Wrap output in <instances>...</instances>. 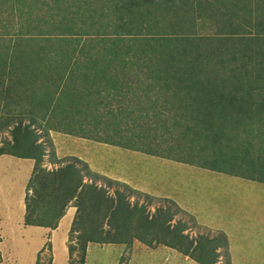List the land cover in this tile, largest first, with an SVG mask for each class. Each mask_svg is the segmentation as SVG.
Returning <instances> with one entry per match:
<instances>
[{
    "label": "trees",
    "instance_id": "1",
    "mask_svg": "<svg viewBox=\"0 0 264 264\" xmlns=\"http://www.w3.org/2000/svg\"><path fill=\"white\" fill-rule=\"evenodd\" d=\"M4 1L0 0V13L6 10ZM9 2L7 8L10 11L6 20L2 17L0 22L15 23L12 26L16 30H10L7 40L15 39L7 43H10V49H6L2 57L4 65L0 66V77L6 76L7 81L12 82L16 71L30 72L27 75L34 76L35 70L29 69L28 62V58H33L32 64L41 77L50 76V80L54 83V79H57L58 84L63 79L67 81L63 77L70 78L76 73L79 66L77 59L82 49L76 47L77 43L72 49L63 46L55 48L56 44L73 42L77 35L94 37L95 31L90 30L92 25L103 28L105 32L100 36L104 34L105 39L111 38L109 35L118 39L106 40L107 43L102 39L100 42L103 47L86 55L89 62L83 67L89 71L83 75L92 76L89 77L92 83L100 85L97 91L100 97L95 96L94 100L89 101L92 103L93 119L99 112L94 101L100 98L102 105L108 97L114 98L116 94L119 100L126 98L133 102V94L136 93L139 106L143 111L150 112L142 103L141 94L146 102L153 100V93L164 91L166 95L161 94L162 102L169 106L161 105L159 108L154 100L152 115L162 119V114L168 109L171 116L177 114L175 124L179 128L174 129L182 131L183 136L180 138L194 141L197 148H191L196 159L189 157L190 160L177 161L264 183L263 177L252 175L250 161L245 162L251 156L252 147L261 145L259 149L264 150V0ZM237 13L240 14V20L236 19ZM244 15L248 19L243 18ZM199 24L210 28L213 35L201 37ZM123 36L135 37L132 47L129 40L121 39ZM138 42H142L139 48ZM21 43H30L32 46L20 49ZM9 51L11 54L7 55ZM32 91L35 92L33 88ZM54 92L57 93L56 90ZM51 95L45 93L44 98L47 100L43 102L48 104L50 110L55 108L58 98L54 97L51 106ZM245 95H254L255 99L248 102ZM87 111L84 113L89 116ZM53 113L49 111V115L43 116V121L40 120L45 129L70 135L78 130L59 125L68 120L63 114L72 111ZM31 114H34L32 108L10 116L4 114L6 117L0 122V128L8 120L15 121V125L9 130L12 142H2L0 155L10 154L36 160L28 185L32 189V196L27 197L29 213L25 216V225L51 227L63 215L68 202L73 199L78 202L74 206L80 214L78 219L76 216L73 220L70 230L77 233L76 244H68L70 258L74 252L76 256L69 260V264L85 263L89 242L128 244L133 240L147 246H169L200 264L212 263L220 241L214 245L207 238L201 237L196 241L183 233L186 228L184 222L178 220L172 225L176 212L183 211L173 201L165 199L174 210L161 205L149 216L144 214L146 207H141L143 204H130L127 201L126 190L134 191L126 185H123L124 190L116 189L113 196H108L104 187L84 182L77 158L72 157L73 161L57 169L43 168L39 158L44 154V149L41 144H37L39 135L31 128L36 122ZM76 115L81 117L84 114L81 110ZM25 118L28 123L23 122ZM72 121L81 122L75 117L69 120ZM239 131L242 139L239 138ZM178 136L172 133L174 139ZM237 137L239 140L235 141ZM138 138L143 139L142 136ZM18 149L23 150V153H19ZM230 149L237 151L238 155L230 153ZM138 151L157 154L152 150ZM239 152L244 156L248 153V156L242 159ZM222 159L228 165L221 167L220 164L218 168L211 165L214 160ZM240 165L243 170H232L238 169ZM108 184L119 183L108 180ZM221 236L224 240L225 237ZM197 248L201 252L199 256L193 254ZM48 261L50 264L51 256Z\"/></svg>",
    "mask_w": 264,
    "mask_h": 264
},
{
    "label": "rangeland",
    "instance_id": "2",
    "mask_svg": "<svg viewBox=\"0 0 264 264\" xmlns=\"http://www.w3.org/2000/svg\"><path fill=\"white\" fill-rule=\"evenodd\" d=\"M9 3V0L4 1L6 10L0 13V21H2V17H4L3 20H6L5 17L10 11V9L7 8ZM238 15L240 14H236V19L240 20ZM243 18L248 19L245 15ZM12 24L15 23L13 21L5 23L0 22V66L4 65L2 64V57L6 54V49H10V46H8L10 43H7L10 42L11 39H15L13 37L7 40L11 34L10 30H16V28H13ZM198 27L200 32L199 35L201 37L213 35V31L207 26L199 24ZM42 28H47V26H42ZM90 30L95 31L94 33L96 34L94 37H79L77 35L75 41H66V43L62 44L57 43L55 46V48H61L63 46L66 47V49H72V47L77 43L76 47H81L82 49L79 55L80 57L78 56L79 58L77 59V64L79 66L76 73L70 78L64 76L63 78L67 81H64L63 79L60 84H58L57 79H54L55 86L57 84L59 88L55 94L56 97H58L55 108L50 110L48 107L43 106L44 100H47V98H44L45 93L49 92L54 94V91L51 90V88L54 89V85H52L53 82L50 80V76L46 78L41 77L32 64L34 59L28 58L29 69L31 71L35 70L34 76L37 77V80H22V78L28 76L27 74L30 72L22 73L21 71L15 72L12 82L5 80L6 76H4V78L0 77V87H4V90L3 88H0V120L2 113L6 110L14 111L15 109L13 102L11 101L13 94H18L19 97H22V94L24 93L23 90L25 93L29 92V100L37 106L35 109L32 108L34 114H31L36 118L35 125L40 124V120L43 121L42 117L48 116L49 111H53V114L56 112L57 114H60L62 110L72 111V113H64L63 115L67 117L68 120L65 123L59 124L68 129H78L74 130L69 140L70 142L65 146V148H70L69 150H71L68 155L79 159L80 157H82V159L86 158V161L91 160L94 170L99 171V173H108L100 175L98 172L90 170L87 163H85V165L83 162H79L78 167L82 170L84 182H93L96 183L98 187H104L108 196H113L116 189L124 190L125 187L123 185H126L129 189L134 191L130 186L125 184L122 179L118 181L117 177H120L119 172L121 173V169H123L134 179L144 178L152 181L149 178L150 174H152L155 176V179H157L158 184L161 177L166 178L169 174V170L166 168H159L162 165H166L161 162L158 163V165L154 161H150L149 158L147 160H142L140 156L144 155L143 157H154L158 160L164 158L173 161H177V159L187 161L190 160L189 157L196 159V157L192 155V149H197L196 146H194L195 142L188 138H180L183 136V132L174 129L179 128V126L175 124L177 123L175 120L177 114L171 116L168 109L162 114V119L152 115L151 105L154 104V100L156 104L159 105V108H161V105L164 107L169 106V104L162 102L163 95H166L164 91L153 93V100L146 102L145 99L142 98L143 95L141 94L140 99L142 103L150 109V112L146 110L143 111L139 106L136 93L133 94V102L131 99L127 100L126 98L119 100L117 97L118 94H116L114 98L108 97L109 99L105 100L102 105L100 98L97 101H94V103H97L96 107L99 112L97 116H94L95 119H93L91 109L92 103L89 101L91 99L94 100L93 97L95 96L100 97V93H97L100 85H96L94 82L92 83V80L89 78L92 76L88 77L83 75V73H87V71H89L87 67L86 69L83 67L85 64L87 66V63L89 62V60L86 59V55L93 50L99 49V47H103V43L100 42L102 39L106 42V40L118 39V37L109 35L111 38L105 39L104 34L103 36H100L103 32H105L103 28H99L94 25L90 27ZM252 32L253 30L251 33ZM106 38H108V36H106ZM121 39L127 41L129 40L130 47H132L131 43L135 37L126 38L123 36ZM141 43L142 42H138L137 48L140 47ZM49 44L50 43H47L48 46ZM29 46H32V44L21 43L19 48L26 49ZM10 54L11 51H9L7 55ZM5 58L6 57H4V59ZM52 69L56 70V68L54 69L53 67ZM48 74L54 77L52 72H49ZM16 79H19L20 81H16ZM30 85L47 87L33 92L32 90L28 91L26 89V87ZM8 88H11V90L8 91ZM246 97L249 99L248 102L255 99L254 95ZM49 100H51V96ZM81 110L84 115H81L80 117L76 114ZM85 110H88L87 114L89 113V116H86V113H84ZM74 117L77 120H81V122H69V120L74 119ZM12 125H15V121L12 122L11 127ZM240 132L241 131L238 133L240 134L239 138L242 139ZM172 133L177 136L179 135L178 138L174 139L172 137ZM9 136L8 129L0 131V137L9 139ZM138 136H142L143 139L140 140ZM239 138L237 137L235 141L239 140ZM260 147L262 146L259 145L258 147L251 148L250 158H246L248 153H246L245 156L241 155L240 152L239 154L241 156L240 158H246V163L250 161L249 169L254 171L251 172L252 175L264 178V154H262L264 153V150L259 149ZM138 150H152L157 154L150 155ZM18 151L22 152L23 150L20 151V149H18ZM135 152H141L143 154L140 153L134 155ZM229 152H233L238 155L237 151H234L233 149H230ZM260 154L261 157L259 159L258 156ZM63 157L61 160L63 163H66L68 160L73 161L68 157ZM3 159L4 160H0V264H37L38 261L39 264H49V250L43 251L41 257L39 252L41 244H43V242H45L48 238V231L32 225V227H30V225H24L25 216L29 213V209L26 207L28 202L27 197L32 196L31 188L26 191L30 174L27 171L26 165L21 162V158L6 157ZM240 161L242 160L240 159ZM220 164L221 167H224L226 164L228 165V162L223 159L211 162V165H214L217 168ZM189 166H193V168L199 167L192 164H189ZM134 168L141 170H137L136 174H132V169L136 170ZM236 168L232 170H243L242 165H240L238 169ZM172 170L173 169H171V171ZM173 172L196 184V181L190 176V169H187V172L184 173L178 171ZM108 180L116 181L119 184L109 185ZM125 194L126 199L130 204L134 202H137L138 205L143 204L141 207H146L144 214H148L149 216L153 214L157 206L161 205L170 206L171 209L174 210L171 203H168L164 198L159 196H145L147 194H143L138 191L129 192V190H126ZM68 204L69 202L66 204L65 208H67ZM72 204L78 205V202L73 199ZM198 206L202 207L199 203L193 202L191 209H194L195 207L197 208ZM189 213L187 211L176 212L171 224L173 225L175 221L178 220L184 222L186 228L183 233H187V237L194 238L196 241L201 239V237L211 239L213 241L210 243L211 245H214L216 241H220V244L216 246V255L213 258L212 263L209 264H264V246L261 244V237H231L233 248L231 255L227 245L228 238L225 237L224 240H222V236L213 231L215 229H211L210 220H208L209 222L207 223L197 222V220ZM79 214L80 211H77L76 208L77 219ZM66 227L67 220L64 219L61 222L60 229L55 233L56 237H53L54 242L61 245V240L63 238L62 235L65 233ZM65 234H67V232ZM67 235L68 242L76 244L75 237H77V233L69 232ZM217 238L219 240H216ZM132 243L123 244L125 248L120 243L101 245L93 242L87 244V246L89 245V249L88 253L86 250L87 255H85L84 264H200L199 262L193 260L190 256H185L179 251L164 245L158 244L150 247L145 246L136 240ZM56 253V264H68L66 259L67 256L62 252L61 248L58 247ZM200 253L201 252L198 248L196 252H193L196 256H199ZM72 254L71 258L76 256V252Z\"/></svg>",
    "mask_w": 264,
    "mask_h": 264
},
{
    "label": "crops",
    "instance_id": "3",
    "mask_svg": "<svg viewBox=\"0 0 264 264\" xmlns=\"http://www.w3.org/2000/svg\"><path fill=\"white\" fill-rule=\"evenodd\" d=\"M15 76V75H14ZM36 78V79H35ZM13 79V77H12ZM7 80V77L6 79ZM22 80H37L35 76H26L23 77ZM16 81H20L16 79ZM1 84V83H0ZM60 84V83H59ZM54 89L51 88L52 91H58V86H55ZM51 85V87H52ZM43 88V86H40ZM34 85L32 87H26L27 90H40L41 88ZM50 87V86H49ZM3 88L4 87H0ZM44 89V88H43ZM10 91L11 89H7ZM22 97H19L18 94H13L11 97V101L14 105V111H8L4 109V113H2V117L0 122L5 120L4 114L12 115L14 113H19L23 111H27L28 108H37L36 104L29 100V92L23 90ZM56 93L51 95V106L53 105V98L56 97ZM47 106L48 104H43V106ZM49 107V106H47ZM9 115V116H10ZM24 123H28V119L23 120ZM12 121L8 120L3 128L0 129H9L11 128ZM31 128L36 129L37 131L45 130L43 126V122L40 121V124H33ZM49 143L53 149V152L45 155V161L48 164L56 166L59 160L63 156H71L68 153L71 152L70 148H65L67 143H69L71 135L62 134L55 132L53 130H49ZM125 151V150H124ZM130 151V150H129ZM132 152V151H131ZM134 152V151H133ZM141 153V152H140ZM135 152L134 155L140 154ZM133 154V153H132ZM143 154V153H141ZM140 156V155H138ZM141 155L140 158L142 160L154 161L155 163H162L166 166L162 165L159 168H166L169 170V174L166 178L161 177L159 183L157 184V179L155 176L150 174L149 178L152 181L146 180L144 178L134 179L131 175L127 174V172L121 169L120 177L118 181L122 179L125 184L130 186L132 189L141 192L143 194H147L149 196H159L164 199H169L176 203V205L182 209L183 211H187L190 215H192L197 222L207 223L210 220L211 229H215L213 231L217 232L224 237H227V245L229 247L230 254L232 255V239L231 237H261V244L264 246V183L259 182L252 179H247L241 177L239 175L235 176L232 174L212 171L204 168H199L193 166H189L186 163H182L179 161H173L169 159H160L154 157H143ZM14 156L3 154L0 155V160H4L3 158ZM17 158V157H16ZM79 159V158H78ZM82 157H80V160ZM87 159H82L83 163H87L90 170L98 172L100 175L108 174L103 171V173H99V171L94 170L92 167L91 160L86 161ZM149 161V162H150ZM26 165L27 171L29 174L31 173L34 160L31 159H22ZM147 163V162H146ZM145 163V164H146ZM144 164V165H145ZM159 165V164H158ZM132 169V174H136L137 170H141L138 168ZM171 169H173L171 171ZM187 169L191 170V178L196 181V184L190 182V180L181 177L179 174H176L173 171L178 172H187ZM143 171V170H142ZM201 184H199V183ZM203 185V186H202ZM193 202L199 203L202 207H195L191 209L193 206ZM76 216V207L72 204V200L67 205V208L64 209L63 215L58 219L57 224L54 228L51 227H40L34 226L37 228H43L48 231V238L43 244L40 246V250L45 251L49 250L51 256V263L56 264L57 259V249L58 247L62 249V252L67 256V261L69 264L70 256L68 251V233L70 232V227L72 221ZM67 220V227L65 233L62 235L61 245L57 242H54L53 237H56V232L60 229L62 220ZM32 227V226H30ZM55 234V235H54ZM49 244V247H48ZM90 244V243H89ZM133 245V243H132ZM125 248V246L122 244ZM49 248V249H47ZM89 245L87 246L88 253ZM231 249V250H230ZM42 252H40L41 257ZM87 255V254H86ZM233 262V261H232Z\"/></svg>",
    "mask_w": 264,
    "mask_h": 264
},
{
    "label": "clouds",
    "instance_id": "4",
    "mask_svg": "<svg viewBox=\"0 0 264 264\" xmlns=\"http://www.w3.org/2000/svg\"><path fill=\"white\" fill-rule=\"evenodd\" d=\"M14 125H12V127H13ZM11 127V128H12ZM11 128H9L8 130H10ZM34 129V128H33ZM7 130V129H6ZM35 131H36V133L39 135V138H38V140H37V144H41L42 145V147H43V149H44V154L42 155V156H40V160H39V162H40V165L43 167V168H45L46 170H52V169H57V168H59V167H62L63 165H65L67 162H70V160H68L66 163H63V162H61V160L64 158H61L60 160H59V162L57 163V165L56 166H53V165H51V164H48L46 161H45V155H48V154H50V153H52L53 152V149H52V147H51V144L49 143V139H50V136H49V131L47 130V129H45V130H40V131H37L36 129H34ZM54 131V130H53ZM55 132H57V131H55ZM58 133H61V132H58ZM62 134H64V133H62ZM9 135H10V133H9ZM67 135H70V134H67ZM10 138L8 139H6L5 137H0V146L2 145V142L3 141H10V142H12V137H11V135L9 136ZM19 153H23V152H19ZM1 155H3V154H1ZM8 155H10V154H8ZM11 156H13V155H11ZM14 157H17V158H21V159H31V160H34V165H35V159H33V158H26V157H18V156H14ZM65 157H68V158H72L71 156H65ZM74 158H77V157H74ZM78 159V158H77ZM79 160V162H82L80 159H78ZM78 162V163H79ZM44 163H45V165H44ZM85 164V163H84ZM86 165V164H85ZM77 166H78V164H77ZM33 168H34V166H33ZM32 173H33V169H32V171H31V173H30V178L32 177ZM30 178H29V181H30ZM28 185H29V182H28ZM27 185V187H26V191H28L30 188H29V186ZM134 190V189H133ZM134 191H136V190H134ZM27 194V193H26ZM146 196H148V195H146ZM182 210V209H181ZM58 221V220H57ZM56 224H57V222H56ZM56 224L55 225H53L52 226V228H54L55 226H56ZM72 224H73V221H72ZM72 224H71V227H72ZM25 225V224H24ZM26 226V225H25ZM31 226V225H30ZM33 226V225H32ZM40 227H43V226H40ZM71 227H70V230H71ZM1 239V238H0ZM133 241H135V240H133ZM132 241V242H133ZM136 241H138V240H136ZM131 242V243H132ZM89 243H93V242H89ZM88 243V244H89ZM95 243V242H94ZM130 243V244H131ZM139 243H141V242H139ZM99 244V243H98ZM143 244V243H142ZM101 245H103V244H101ZM125 245V244H124ZM143 245H145V244H143ZM161 245V244H160ZM145 246H147V245H145ZM153 246H156V245H153ZM165 246V245H164ZM150 247H152V246H150ZM167 247H169V246H167ZM171 248V247H170ZM48 249V248H47ZM171 249H173V248H171ZM87 250V249H86ZM39 252H43L42 250H39ZM86 257V256H85ZM194 260V259H193Z\"/></svg>",
    "mask_w": 264,
    "mask_h": 264
}]
</instances>
